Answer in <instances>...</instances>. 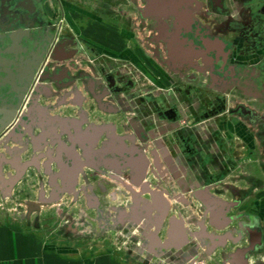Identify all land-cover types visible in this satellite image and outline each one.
<instances>
[{
    "label": "flooded vegetation",
    "instance_id": "1",
    "mask_svg": "<svg viewBox=\"0 0 264 264\" xmlns=\"http://www.w3.org/2000/svg\"><path fill=\"white\" fill-rule=\"evenodd\" d=\"M99 1L104 10L122 4L139 7L141 19L149 21L152 31L154 58L164 68L156 62L153 66L172 82L175 95L164 98L145 91L126 98L136 81L111 61L108 48L80 32L61 31L62 19L67 16L69 21V10L78 9L67 1L0 0L3 46L14 48L18 43L16 47L34 66L13 117L0 128L1 188L12 193L41 159L52 193L74 190L81 181V188L87 187L90 173L100 174L123 184L129 205L113 213L112 225L122 228L130 249L140 246L146 261L150 252H160L167 244L184 248L183 258L197 257L204 247L210 254L226 250L220 264H260L264 200L254 169H264V153L260 156L252 146L246 150L231 133L236 127L233 118L239 115L240 121L250 124V135L260 132L264 142V63L245 75L238 71L230 62L227 31L246 35V48L261 46L264 0H241L234 20L229 17L228 0ZM86 56L92 59L87 68ZM136 65L148 70L142 61ZM72 86L70 101L76 105H84L88 98L98 111L115 115L128 108L133 114L127 120L130 131L119 133L115 123L82 128L88 118L84 108L79 117L69 119L51 113L48 104L68 103ZM231 94L236 97L231 99ZM8 168L13 175H8ZM155 182H166L169 188L160 184L153 188ZM44 198L40 191L38 199ZM100 200L96 193L86 204L95 207ZM172 200L185 205L196 202L201 216L187 224L183 212L171 214ZM36 207L35 201H29L27 214ZM95 215L103 214L99 210ZM33 223L39 226L38 221ZM134 226L139 227V235L132 231ZM218 230H223L221 235ZM164 236L169 240H162Z\"/></svg>",
    "mask_w": 264,
    "mask_h": 264
},
{
    "label": "rangeland",
    "instance_id": "2",
    "mask_svg": "<svg viewBox=\"0 0 264 264\" xmlns=\"http://www.w3.org/2000/svg\"><path fill=\"white\" fill-rule=\"evenodd\" d=\"M65 1L70 4L71 8L73 6L74 8L78 7V9L69 10V21L65 20L67 16L62 19L61 31H64L65 28L75 33L80 32L91 42L101 45L100 47L108 48L111 61L123 72L130 73L136 81V87L129 91V94H126V98L129 99L145 91H151L154 95L164 98H172L175 95L172 82L163 78L153 66V63L156 62L161 68H164L154 58L152 53L154 43L151 42L149 36L152 31L148 25L149 21L141 19L139 7L122 4L120 6H111L112 9L104 10L99 0ZM57 14L58 12L56 11L55 15ZM91 60L89 56L84 58V66L86 68L90 65ZM139 61H142L145 67L148 68L147 71H144L147 74L137 68L136 63ZM74 72L76 73V71ZM168 73L171 74L170 72ZM80 88L82 90L81 85ZM72 90L74 91V86L69 88L70 97H68V103L58 107H55L57 106L56 104H48L51 113H58L63 118L69 119L79 117L80 112L84 108L88 113L85 125L115 123L119 133L130 131L127 128V120L133 114L128 108L123 107L122 111L124 112L115 115L98 111L88 98H86L84 105H76L70 101ZM232 97L236 96L231 94L230 98L232 99ZM55 99L57 97L49 100L51 102ZM183 116L186 119L189 118L188 113H183ZM233 137L234 140L242 142L235 136ZM244 144L247 150L250 142L247 141ZM253 150L258 151L257 148H253ZM244 153H246L245 155L249 154L251 158L253 157L251 152L245 151ZM41 162L42 159L40 164ZM40 164L38 162L36 167H31L24 173L20 181L14 186L12 193L11 191L9 193L4 192L0 186V216L24 220L27 223L26 226L31 227H34V221H38L39 226L36 228H41L51 234H56L57 232L74 236L80 234L84 238L85 236L89 238V235H94L93 237L96 241L100 242L102 246L109 247L113 252L115 251L118 258L126 264H220L223 256L227 254L225 253L226 250L223 249L218 250L215 254L206 253L204 252V247H202L198 249L197 257L190 255L183 258L184 248L177 250L164 244L165 246L160 252H150L146 261L144 259V251L139 249L140 246L136 250L130 249L129 246L131 244L128 241L129 239L125 237L124 231H121L122 228H114L112 225L113 213L124 207L125 204L129 205L128 195L125 194L123 184H114L100 174L97 175L91 172L89 175L91 181L86 184L87 187L81 188V181L80 185L76 186L74 190L52 193L51 190L53 189L48 184V175L44 173ZM8 169V175H13L14 170L12 168ZM159 184L169 188V184L166 182H155L152 186L153 188H158ZM40 191L44 193L45 198L43 200L38 199ZM113 192H116V194H113ZM96 193L100 194L101 204L95 207H88L86 200ZM29 201H35L37 207L32 209L30 214H27L30 211L27 209ZM185 204H178L172 200L171 214L183 212V216L189 218L187 224L193 225V221L201 216L199 215L200 206L196 202L191 205ZM99 210L102 211L103 215H95ZM76 229H80L79 232H72ZM132 231L139 235L138 226H134ZM167 238V236H164L162 240L165 241ZM185 250H188V246H185ZM178 254L181 255L179 256Z\"/></svg>",
    "mask_w": 264,
    "mask_h": 264
},
{
    "label": "crops",
    "instance_id": "3",
    "mask_svg": "<svg viewBox=\"0 0 264 264\" xmlns=\"http://www.w3.org/2000/svg\"><path fill=\"white\" fill-rule=\"evenodd\" d=\"M240 1L228 0L226 3L229 17L232 20L238 19ZM227 32L230 62L236 65L238 71L245 75L249 69L258 68L260 63H264V41L259 47L246 48L249 43L246 35L230 29ZM238 116L233 118V124L236 127L231 133L232 136L245 143L249 141L250 145L248 144V146L257 148L261 156L264 153L263 135L260 132H258V136L250 135L247 128L250 124L244 119L240 121L241 118L239 119ZM85 127L87 125L82 128ZM89 132L93 133V129L89 128ZM77 146L74 145V150H78ZM254 174L262 183L260 193L262 202L264 200V169L255 168ZM260 211L264 213V203L260 205ZM222 217L221 220L224 222L226 217L224 215ZM26 224L24 220L18 218L0 216V264H126L118 258L115 251L113 252L109 247L102 246L100 242L96 241L94 235L84 238L80 234L76 236L64 235L59 232L51 234L41 228L26 226ZM261 225L264 227L263 215L261 216ZM79 230L76 229L72 232H79ZM69 232L67 233L70 234ZM215 232L221 235L223 230ZM260 241L264 243V236L261 235ZM260 260V264H264V253H261Z\"/></svg>",
    "mask_w": 264,
    "mask_h": 264
},
{
    "label": "water",
    "instance_id": "4",
    "mask_svg": "<svg viewBox=\"0 0 264 264\" xmlns=\"http://www.w3.org/2000/svg\"><path fill=\"white\" fill-rule=\"evenodd\" d=\"M0 45H4L2 40ZM15 47L7 45L0 48V128L13 117L34 69L29 56L25 57L20 47ZM96 99L100 100L99 97Z\"/></svg>",
    "mask_w": 264,
    "mask_h": 264
}]
</instances>
